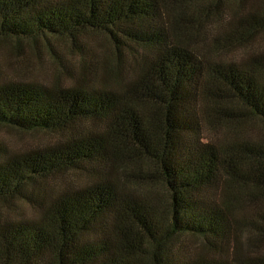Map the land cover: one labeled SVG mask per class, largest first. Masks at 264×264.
Returning a JSON list of instances; mask_svg holds the SVG:
<instances>
[{"label":"trees","instance_id":"trees-1","mask_svg":"<svg viewBox=\"0 0 264 264\" xmlns=\"http://www.w3.org/2000/svg\"><path fill=\"white\" fill-rule=\"evenodd\" d=\"M132 4L133 0H0V38L45 40L59 59L50 41L70 37L82 59L80 34L103 32L109 34L122 59L121 48L132 47L114 29L129 17ZM153 42L144 44L146 54L132 87L137 102L161 110L159 136L153 143L138 137L119 97L106 88L88 91L76 81L69 88L43 92L20 84L0 96V126L40 132L62 129L73 121H102L109 130L107 139L88 142L83 137L48 156L26 155L13 168L0 171V201H7L36 178L74 168L90 174L96 161L105 164L110 159L115 165L124 152L130 158L129 151L138 150L137 159L156 166L169 205L159 208V214L146 205L135 212L126 207L119 185H98L76 201L73 212L68 204L52 212L49 239L36 235L32 243L24 244L27 230L23 226H0V264H229L213 255L216 246L226 241L219 212L191 198L222 172H236L241 162L259 167L255 184L264 189V139L248 150L231 139L253 131L257 135L255 125L248 129L249 119L264 123V54L250 58L251 69L244 76L219 58L208 66L197 60L179 61L165 43ZM130 69L133 72L134 67ZM201 100L226 105L220 127L229 139L214 137L222 133L220 127L203 126L198 110ZM237 110H242L243 117L235 114ZM260 132L264 137V131ZM203 134L211 139L203 142ZM244 157L247 162L242 161ZM99 217H112L124 225L123 230L79 240L87 232L94 234ZM247 264H264V256Z\"/></svg>","mask_w":264,"mask_h":264},{"label":"rangeland","instance_id":"rangeland-1","mask_svg":"<svg viewBox=\"0 0 264 264\" xmlns=\"http://www.w3.org/2000/svg\"><path fill=\"white\" fill-rule=\"evenodd\" d=\"M114 31L132 47L121 48L122 59H118L109 34L103 32L80 34L78 45L85 50L82 59L76 55L70 37L51 39L59 59L53 56L45 40L0 38V96L9 94L20 84L28 89L39 87L43 92L69 88L76 81L88 91L106 88L119 97L120 107L126 119H131L129 122L138 137L153 143L159 136L161 110L137 102L132 92L136 74L142 67L141 59L146 54L144 44L165 43L172 56L188 63L197 60L208 66L219 58L246 76L251 69L250 58L264 54V0H133L131 14ZM130 67H134L133 72ZM225 107L201 100L198 110L203 126L220 127V122L225 121ZM241 112L237 110L235 114L243 117ZM253 125L257 127V135L254 131L252 135L234 134L232 142L235 140L237 146L247 150L255 148L264 139L260 132L264 131V123L249 119L248 129ZM107 135L109 130L102 121H73L62 129L40 132L0 126V171L13 168L26 155L39 152L48 156L73 140L84 137L95 142L100 137L107 139ZM209 137L203 134L202 141L210 140ZM214 137L226 140L229 134L222 132ZM118 148L124 149L121 145ZM129 155L130 158L124 152L115 165L110 159L105 164L96 161L90 174L77 168L64 169L25 183L20 192L0 201V226H23L27 230L24 244L32 243L36 235L49 239V222L57 207L68 204L72 205L69 210L74 211V204L86 192L109 182L119 185L126 207L141 212L146 205L159 214V208H166L169 203L156 166L137 159L138 150L129 151ZM242 161L247 162L246 157ZM258 171L257 165L241 162L236 172H222L207 188L192 194V202L196 200L219 212L226 241L216 246L213 255L229 264H247L264 256V189L255 184ZM96 222V232H87L79 240L96 235L109 237L124 227L112 217H99Z\"/></svg>","mask_w":264,"mask_h":264}]
</instances>
